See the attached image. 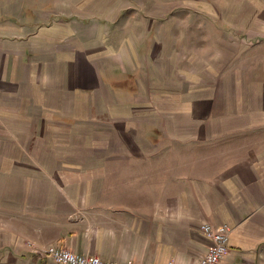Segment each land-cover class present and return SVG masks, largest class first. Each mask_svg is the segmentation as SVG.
I'll list each match as a JSON object with an SVG mask.
<instances>
[{"label": "rangeland", "instance_id": "rangeland-1", "mask_svg": "<svg viewBox=\"0 0 264 264\" xmlns=\"http://www.w3.org/2000/svg\"><path fill=\"white\" fill-rule=\"evenodd\" d=\"M56 2L85 12V22L74 17L70 22L77 36L71 41L101 46L109 81L95 102L87 96L81 106L71 98L75 113L84 116H30L29 102L17 112L14 103L0 109V226L13 225L31 203H54L57 222V208L69 200L75 205L71 222L87 221L93 227L98 183L109 196L113 185V194H120L116 199L128 204H144L147 187L157 194V178L142 181L134 172L142 165H118V158L125 163L127 158H157L163 142L171 161L181 155L200 161L213 155L221 162L222 146L182 149L173 143L229 141L232 135L225 130L240 124L237 113L243 109L258 114L256 125L264 124V0ZM125 70L135 74L130 84L114 83L128 78ZM233 141L264 145V131ZM206 224L227 226L231 236L226 223ZM1 237L0 228V244ZM257 264H264V247Z\"/></svg>", "mask_w": 264, "mask_h": 264}, {"label": "crops", "instance_id": "crops-1", "mask_svg": "<svg viewBox=\"0 0 264 264\" xmlns=\"http://www.w3.org/2000/svg\"><path fill=\"white\" fill-rule=\"evenodd\" d=\"M83 16L85 12L65 8L56 0H0V109L14 103L17 112L29 102L30 116H84L75 113L71 98L81 106L87 96L95 102L109 78L101 46L71 41L77 36L70 22L73 17L85 22ZM102 36L100 32L99 38ZM114 68L111 70L117 73ZM126 72L128 78L114 83L130 84L129 77L133 80L135 74ZM237 115L240 124L225 130L232 135L229 141L173 143L182 149L222 146L221 162L213 155L203 161L186 155L171 161L163 142L158 143L157 158H127L126 163L118 158V165H142L134 171L141 174L142 181L150 183L157 178V194L147 187L142 195L144 204H128L118 200L119 192L113 194V185L109 196L98 183L93 227L87 221L71 222L75 205L69 200V205L57 208L61 217L57 222L54 203H31L17 211L13 225L6 222L0 226L4 231L0 264H37L38 252L53 245L121 264H201L213 245L202 229L206 222L226 223L232 229L230 251L220 264H257L264 247V145L232 142L243 135L262 133L264 124L254 122L260 118L257 113L243 109ZM250 120L253 125H248ZM41 264L56 263L47 258Z\"/></svg>", "mask_w": 264, "mask_h": 264}, {"label": "built area", "instance_id": "built-area-1", "mask_svg": "<svg viewBox=\"0 0 264 264\" xmlns=\"http://www.w3.org/2000/svg\"><path fill=\"white\" fill-rule=\"evenodd\" d=\"M202 229L205 235L212 240L213 245L203 258L201 264H220L228 253L230 229L224 225L215 227L209 224L203 225ZM47 258L56 264H121L115 261L104 260L98 256H81L70 250L54 247L46 249L38 257V264H41Z\"/></svg>", "mask_w": 264, "mask_h": 264}]
</instances>
